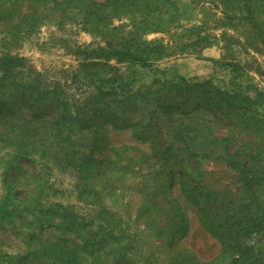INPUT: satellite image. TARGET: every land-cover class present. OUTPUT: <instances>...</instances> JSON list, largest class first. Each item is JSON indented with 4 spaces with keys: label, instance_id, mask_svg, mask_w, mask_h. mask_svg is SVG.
Segmentation results:
<instances>
[{
    "label": "rangeland",
    "instance_id": "374dc122",
    "mask_svg": "<svg viewBox=\"0 0 264 264\" xmlns=\"http://www.w3.org/2000/svg\"><path fill=\"white\" fill-rule=\"evenodd\" d=\"M0 264H264V0H0Z\"/></svg>",
    "mask_w": 264,
    "mask_h": 264
}]
</instances>
